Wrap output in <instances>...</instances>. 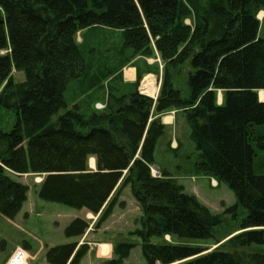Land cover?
I'll return each mask as SVG.
<instances>
[{"label": "trees", "instance_id": "trees-1", "mask_svg": "<svg viewBox=\"0 0 264 264\" xmlns=\"http://www.w3.org/2000/svg\"><path fill=\"white\" fill-rule=\"evenodd\" d=\"M260 11L264 0H0V111L10 117L0 124V216L14 219L27 201L28 186L10 173L43 175L39 198L100 213L96 227L124 205L119 197L129 187L141 211L129 235L139 239L146 264H264V252L237 250L264 245V174L254 171L264 150ZM95 27L122 31L121 50L132 58L159 54L165 65L155 101L135 86L128 94L111 86L104 108L84 102L78 88L91 66L76 34ZM13 69L24 80L14 81ZM71 83L77 87L69 97ZM169 111L190 128L192 172L232 191L235 203L222 214L166 169L153 175L166 131L160 115ZM223 215L242 230L226 240L229 250L199 255L201 247L152 242L169 236L218 243L234 231L218 237ZM88 226L76 217L64 236L81 237ZM135 245L114 244L103 264H123ZM87 252L86 242L58 243L44 262L80 264Z\"/></svg>", "mask_w": 264, "mask_h": 264}, {"label": "rangeland", "instance_id": "rangeland-1", "mask_svg": "<svg viewBox=\"0 0 264 264\" xmlns=\"http://www.w3.org/2000/svg\"><path fill=\"white\" fill-rule=\"evenodd\" d=\"M257 17L261 24H263L264 12L260 11ZM186 21L189 22L188 20ZM95 29L90 30L89 28V31L86 29L87 32L84 29L82 32L78 31L76 34L78 42L83 43L86 52L91 53V56H89L84 51L91 68L88 70L87 78H82L84 82L78 88V93L82 94L80 96L83 97L84 102H91V106L89 107L92 110L93 108L98 110V108L104 107L105 101L95 103V100L100 96L107 97V92L111 86L115 87L116 91L119 90L120 94H128L134 90L135 86V89L140 94L146 95L155 101L161 85L165 65L159 54L154 52L149 57L142 56L144 59H141L142 57L139 58L140 56L132 58L129 50H124L123 52L121 50L122 31L97 29V27ZM0 52L2 54L5 53L4 50ZM139 61L144 63L145 68L142 70L146 69L148 73L144 74L141 79L140 77L137 78L136 81L138 80V84L136 85L134 83L132 88L123 85V69L133 63H139ZM147 65H149V68H147ZM147 74H151L154 77L148 75L150 77L149 80L153 82L150 87H154L153 91L150 90L151 92L147 91L144 83L148 79L145 78V75L148 77ZM12 76L14 81L19 82L24 80V75L21 71L13 69ZM155 78L156 81H153ZM76 87L77 84L71 83L67 96L70 97ZM93 87L94 89H92ZM258 97L264 100V97H261L259 92ZM220 99L221 94L218 95L219 102ZM165 114L168 113L166 112ZM169 118L171 119V116ZM6 120L10 121V117L0 111V124ZM173 121L174 125L167 128V130L165 128L164 135L157 142L154 152L155 163L151 167L153 175L160 176V168L166 169L183 185L185 192L194 194L212 213L222 214L226 207L235 203V197L232 191L224 183H218L217 180L211 179L208 176L192 172L191 162L194 156H196V150L189 137L190 128L184 122V117L180 112L175 113ZM162 123L164 122L162 121ZM91 162L92 158L89 159V168L95 170V160L94 166L91 165ZM254 165V171L256 173L264 174V150L258 152ZM155 167L158 169L157 171ZM10 175L15 180L26 184L29 190L27 193V201L14 219H7L0 216V264H5V261H7L14 248H19L20 246L26 247L25 264H46L44 262L45 251L55 244L69 241H77L79 245L84 242L87 243L88 252L84 256L82 264H103L106 260L113 258L114 255L112 251L110 255L108 254V257H106V254V256L102 254L104 251L100 250L101 244L106 246L105 243L109 242L113 250L114 244L126 240L136 245L131 249L129 257L123 264H146L141 252L139 239L129 235L130 232L138 227V219L141 216V211L131 196L129 187L124 188L119 197V202H124V205L119 206L116 204L112 214L99 227H96V223L101 216L100 213L93 214L85 209L79 210L68 207L63 203L46 201L39 198L37 185L43 179V175H16L12 173ZM241 211L239 217H244L245 212L243 209ZM76 217L86 219L89 222V226L81 237L66 238L63 233L64 227ZM223 217L225 224L218 231V237L227 230L234 231L229 235L226 234L227 237L222 238L218 243L212 240L178 239L169 236L164 237V239L153 237L152 242L158 243L165 240L201 247L205 251L199 255L208 253L218 247L229 250L225 245L226 240L240 233L242 230H236V223L230 221L229 215H223ZM91 247L92 251L90 252ZM97 250H99L98 254L100 256L95 257ZM237 250L264 252V245L253 244L238 248Z\"/></svg>", "mask_w": 264, "mask_h": 264}, {"label": "crops", "instance_id": "crops-1", "mask_svg": "<svg viewBox=\"0 0 264 264\" xmlns=\"http://www.w3.org/2000/svg\"><path fill=\"white\" fill-rule=\"evenodd\" d=\"M89 28H87V31H89L88 30ZM97 29H107V30H110L111 31V29H109V28H106V27H99V28H97ZM90 30H96L95 28H90ZM86 31V29H85V32H87ZM80 32H82V30L80 31ZM78 41V40H77ZM142 56H140L139 58H141ZM141 59H144L143 57L141 58ZM143 66H142V65ZM138 65V66H137ZM145 67H144V63H141L140 61H139V63H133L132 65H129V66H127V67H125L124 69H123V72H124V74L122 75V83H123V85H126V86H129V88L131 87L132 88V86H134L133 84L135 83V81H136V79L137 78H139L140 77V79H141V77H143V75L144 74H146V73H148V70L146 71V69L145 70H142V69H144ZM147 68H149V65H147ZM150 70V69H149ZM148 75H151V74H147V76ZM152 76V75H151ZM153 77V76H152ZM145 78H148L146 81H150L149 80V76L148 77H146V75H145ZM154 78V77H153ZM152 81V80H151ZM153 81H156V78H155V80H153ZM151 84H153V82H151ZM92 89H94V88H92ZM105 99H106V97L104 98V96L102 97V96H100L99 98H97V100H95V103H102V102H104L105 101ZM91 103V102H90ZM95 105V104H94ZM168 114H165V113H163V114H161L160 115V117L162 118V121L164 122L163 124L165 125V128H166V130H167V128H169L170 126H173L174 125V117H175V112L174 111H169V112H167ZM165 114V115H164ZM172 114V115H171ZM164 115V116H163ZM169 116H171V119L169 118ZM174 116V117H173ZM165 118V119H164ZM101 245H104V244H101ZM105 245H107L108 246V249L106 250L105 249V252H103L102 254H106L105 256L106 257H108V254L110 255V252L112 251V246H111V244L108 242V243H105ZM92 251V247H91V249H90V252ZM101 252V251H100ZM99 250H97V254L95 255V257L96 256H100L99 254ZM84 259V258H83ZM83 259H82V261L80 262V264H82V262H83Z\"/></svg>", "mask_w": 264, "mask_h": 264}, {"label": "built area", "instance_id": "built-area-1", "mask_svg": "<svg viewBox=\"0 0 264 264\" xmlns=\"http://www.w3.org/2000/svg\"><path fill=\"white\" fill-rule=\"evenodd\" d=\"M16 248L14 249L10 257L7 259L5 264H25L26 261L24 259L26 256V250H24L23 248L20 249V247L18 249ZM19 253H21L22 255Z\"/></svg>", "mask_w": 264, "mask_h": 264}, {"label": "bare ground", "instance_id": "bare-ground-1", "mask_svg": "<svg viewBox=\"0 0 264 264\" xmlns=\"http://www.w3.org/2000/svg\"><path fill=\"white\" fill-rule=\"evenodd\" d=\"M144 83H145V86L147 87V91H148V92H151V91L154 90V87H150V86L152 85V84H151V81H145ZM150 90H151V91H150ZM259 94H260L261 97H264V89L260 90V91H259ZM260 100H261V99H260ZM262 101H264V100H262ZM91 165L94 166V159H93V158H92ZM105 249H106V250L108 249V246H107V245H106V246H104V245H101V246H100V250H101V251H104V252H105ZM19 254H21V253H19ZM21 255H22V254H21Z\"/></svg>", "mask_w": 264, "mask_h": 264}, {"label": "water", "instance_id": "water-1", "mask_svg": "<svg viewBox=\"0 0 264 264\" xmlns=\"http://www.w3.org/2000/svg\"><path fill=\"white\" fill-rule=\"evenodd\" d=\"M155 170L157 171L158 169L155 167Z\"/></svg>", "mask_w": 264, "mask_h": 264}]
</instances>
